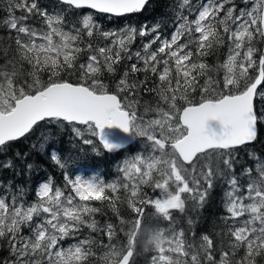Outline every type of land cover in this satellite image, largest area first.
<instances>
[{"label":"snow or ice","instance_id":"6c2138e0","mask_svg":"<svg viewBox=\"0 0 264 264\" xmlns=\"http://www.w3.org/2000/svg\"><path fill=\"white\" fill-rule=\"evenodd\" d=\"M149 2L59 0L67 9L50 11L40 0H4L0 148L46 122L86 126L100 147L79 128L73 132L98 154L101 149L119 153L138 138L145 143L141 151L123 158L118 165L122 177L112 182L96 174L73 178L65 172L62 187L49 178L38 185L31 203L24 199L23 187L12 191L9 185L8 195L0 196V241H7L9 257L0 264H92L94 247L104 250L97 264H136L141 246L154 253L150 264H264V160L245 169L246 181L231 171L234 151L257 139L258 122L264 119L255 108L257 97L264 100V48L258 47L264 43V0H242L244 7L234 0H199L195 5L180 0L182 11L170 38L162 37L159 24L105 31L91 13L68 19L69 10L123 15L142 11ZM149 32L152 39L142 51L130 52L136 36ZM100 39L106 42L103 46ZM153 45L158 47L153 50ZM224 45L228 54L223 64L203 62ZM133 59L114 89L104 83L105 72L114 75L121 63ZM140 73L143 80L135 78ZM153 77L157 83L149 88ZM141 89L159 97L155 106L145 101L143 112ZM52 135L42 130L38 140L48 142ZM16 155L30 172L27 154ZM49 156L61 169L68 166L55 150ZM221 165L231 172L227 215L222 217L228 242L218 248L203 234L199 244L189 243L185 231L177 230L173 210L183 213L189 202L202 208L215 176L223 175ZM0 168H14L13 161ZM143 186L160 195L148 196ZM92 202L107 204L118 217L119 204L126 203L134 217L120 219L123 239L116 225H101L93 218L102 209ZM149 206L154 209L151 217ZM160 220L169 227H160ZM194 223L188 220L189 226ZM25 227L27 236L22 235ZM85 227L106 235L108 243L98 244L91 236L81 239ZM67 239L74 242L65 248Z\"/></svg>","mask_w":264,"mask_h":264},{"label":"trees","instance_id":"16d2710c","mask_svg":"<svg viewBox=\"0 0 264 264\" xmlns=\"http://www.w3.org/2000/svg\"><path fill=\"white\" fill-rule=\"evenodd\" d=\"M48 6H57L59 10L61 7L67 9V6H62L59 4V0H42ZM180 0H150L147 7H145L142 11L136 13H130L122 16H113L105 13L94 12V20L97 24H99L103 29H110V24H112V28H119L121 26H132L136 29H140L141 27L147 26L148 28H153L157 24L160 25L159 31L164 36H169V34L174 30V24L176 22V17L172 23L166 24L172 16V13L176 14L181 12L182 10L177 5ZM194 5L199 2V0H192ZM234 2L240 6L241 0H234ZM71 12H75L76 10H70ZM177 11V12H176ZM17 13L20 14L19 10ZM183 13H187V10H183ZM3 17L0 12V18ZM74 18H71V20ZM166 24V28H165ZM0 31L5 34L7 32L6 29H0ZM151 32H149L148 36L141 37L139 35L136 36L133 43L130 45V52L135 53L136 51H142L141 49L133 52L132 50L138 48L142 45V41L150 36ZM99 43L103 46L104 42L100 39ZM156 45H153V50ZM258 47L264 48V43L258 44ZM228 54L227 45L221 46L211 54L203 57V62L211 65L212 67H216L218 64H223ZM80 62H84V58L81 59ZM130 61L125 60L121 63L117 72L113 74H108L105 72L103 77L104 83L109 84L114 89L115 81L120 79L122 73L125 71V66L130 67ZM149 75H151L149 73ZM220 77L223 76V71L220 72ZM47 79V76H44ZM140 80L144 79V74H137V77ZM75 79V77H73ZM112 81V83H109ZM157 83L156 78L153 77L148 82V87L152 88ZM203 83V80H201ZM136 99L134 95L132 97ZM198 99V95H197ZM159 97L156 96L155 92H144L141 89L140 92V107L139 111L143 112V104L145 101L150 102L153 106L158 102ZM161 106L166 107V105L161 104ZM255 108L259 113H264V100L259 97L255 100ZM154 116V113L150 116L145 117L146 119ZM61 126V127H60ZM73 126H77L81 129L82 133H84V138L92 139L94 143L99 146L98 140L93 137L87 127L83 125H69L67 123L54 124L51 125L46 122L42 123L39 128L36 129L31 135L26 138L20 139L16 142H12L6 148H0V164L5 163L9 160L18 161L16 154L19 153L21 155L27 154V160L33 164V168L30 172L25 171L24 164L20 161L19 165L14 164V168H0V196L8 195L9 185L12 186V191H18L20 187L24 189V199L30 201V197H35V191L38 185L44 182L46 177H50L55 184L60 186L64 185V173L67 172L70 176L74 177L78 168L86 167L90 169L97 170L101 177L105 180L117 179L122 177V173H119L118 166H116V157L122 155L123 153H129L132 150H136L139 143L138 140L127 146L124 150H121L119 153L113 152L108 153L101 149L99 154L96 151H93L92 145L83 144L82 140L77 137L74 133L69 132V128L72 129ZM42 130H47L48 132L54 133V135L50 136L48 142H44L43 140H38V137L42 134ZM43 144V147L41 146ZM35 145V147H33ZM56 148L57 153L64 159L68 160V166L65 169H61L58 167L49 156V153ZM28 148V150H27ZM258 153L261 157L264 158V119H261L258 122V136L257 139L249 144L240 146L237 148L234 153L235 164L231 171L237 176H242L245 169L249 168L247 164L251 159L264 160L260 159L256 156L254 151ZM4 152V153H1ZM221 172L223 175H220V180L223 183L224 188L228 187L227 180L231 178V172L227 169H224L221 165ZM10 173V174H9ZM9 174V176H7ZM242 180L246 181L247 176L243 175ZM217 181L219 182L218 174L214 178L213 188L210 191L209 197L202 208L195 207L192 202L188 203V206L185 212L181 213L179 210H173V216L176 220L177 230L183 229L186 234V238H192L193 233L195 237L198 234L199 224L197 223V219L202 217V223H206L211 225L209 228L208 225H202L201 230L206 231L208 235L216 242L217 247L219 248L221 243L223 242L225 245L227 244V238L223 235L226 232L225 222L223 221L221 211L225 210V197L222 198V202L220 199L210 198L212 194H214L217 190ZM204 187H207V184H204ZM11 199L10 195L8 196ZM94 206L100 207L102 209L101 212L95 214L94 219H96L100 224L104 221L110 222V208L107 204H101L100 202H92ZM123 210L126 212V208L123 207ZM198 211V213H196ZM146 213L153 214L154 209L147 207ZM121 214V212H120ZM131 219L134 217V214L130 212ZM123 218V217H122ZM121 218V219H122ZM192 219L195 223L192 226H189L188 220ZM163 226H169L167 222L160 220ZM114 223V222H113ZM29 231V229L27 228ZM91 231V230H90ZM93 232H90L92 234ZM100 237H97L98 244L102 242L103 244L106 242L105 235L101 232H97ZM83 237H87L83 235ZM118 238L121 239V236L118 235ZM101 248L94 247V251ZM8 248L4 245L2 241H0V261H3L7 258ZM9 255V254H8ZM217 259H219V252H217ZM93 262V261H92ZM95 264V263H93Z\"/></svg>","mask_w":264,"mask_h":264},{"label":"rangeland","instance_id":"374dc122","mask_svg":"<svg viewBox=\"0 0 264 264\" xmlns=\"http://www.w3.org/2000/svg\"><path fill=\"white\" fill-rule=\"evenodd\" d=\"M242 1V0H241ZM40 3L43 5V6H46L50 11H52V10H58L57 9V6H48V5H46L42 0H40ZM195 2H193V4H194ZM178 6H179V3L177 4ZM245 5L243 4V2L241 3V5L239 6V7H244ZM248 7L250 8V7H252V4L251 3H249L248 4ZM3 8H4V0H0V12H1V14H2V16L3 17H1L0 18V21H2L3 19H5L6 18V16H7V13L3 10ZM88 13H91L92 14V16H93V18H94V14H93V11L92 10H90V9H86V8H84V9H82V10H76L75 12H71L70 10L68 11V19L69 20H71V18H78L79 16H82L83 14H88ZM17 15H19L18 13H17ZM183 15H189V14H187V13H183ZM175 17H177V15L176 14H174V13H172V16H171V18L169 19V21L166 23V24H168V23H172L173 21H174V19H175ZM191 19H194L195 17L194 16H191L190 17ZM166 24H165V28H166ZM113 26H112V24H110V29H103V30H105V31H107V30H111V31H119V30H121V29H123V28H126L127 26H121V27H119V28H112ZM3 30V29H2ZM174 31V30H173ZM172 31V32H173ZM171 32V33H172ZM171 33L169 34V36H164L163 34H161L162 35V37H169L170 38V36H171ZM14 35V34H13ZM6 37H7V32H5V34H3L1 31H0V41H5V39H6ZM152 39V33L150 34V36L148 37V38H146V39H144L143 41H142V45L141 46H139L138 48H135V49H133L132 51L133 52H135L136 50H139V49H141L142 50V48H143V44L144 43H147L149 40H151ZM156 47H158V45H156ZM130 62H135V59H133V61H130ZM220 74V73H219ZM46 75V74H45ZM47 76V75H46ZM119 80V79H118ZM109 83H112V81H109ZM84 126V125H83ZM61 127V126H60ZM73 127H77V126H73ZM73 127H72V129L71 128H69V132L70 133H74L73 132ZM84 127H86V126H84ZM77 128H79V127H77ZM80 129V128H79ZM80 131H81V129H80ZM82 132V131H81ZM83 134V136H84V133H82ZM138 140V143H139V145H138V147H137V149L136 150H132V151H130L129 153H123L122 155H119V156H117L116 157V159H115V163H116V166H118L121 162H122V160H123V158H125L126 156H128L129 154H135L136 152H138V151H141L142 149H143V145H144V143H145V141L144 140H142V139H136V141ZM54 147V146H53ZM27 150H28V148H27ZM54 150L56 151V148L54 147ZM254 151V150H253ZM57 152V151H56ZM1 153H4V152H1ZM254 153L256 154V156L258 157V158H260V159H264L263 157H261L258 153H256L255 151H254ZM21 156H23V155H21ZM15 157H17V156H15ZM21 160L20 159H18V161H16V160H14V164L17 166V165H19V162H20ZM261 161L260 160H257V161H255V159H251L250 161H249V163L247 164V166L248 167H255V165L257 164V163H260ZM10 174V173H9ZM9 174L7 175V176H9ZM92 174H96V175H99L100 177H101V175H100V173L97 171V170H95V169H90V168H86V167H80V168H78L77 169V171H76V173H75V176L76 175H82V176H85V177H88V176H90V175H92ZM75 176L73 177V178H75ZM50 177H46L44 180L46 181V180H48ZM102 178V177H101ZM218 178H219V182L217 181V190H216V192L214 193V194H212L211 196H210V198H213V199H220L221 200V202H222V198H224L225 197V193L226 192H228L229 190H230V187L228 186V187H226V188H224V186H223V183L221 182V180H220V174H218ZM115 179H111V180H108V181H106V182H112V181H114ZM57 186H60V185H58V184H56ZM62 187V186H61ZM37 189V188H36ZM143 191L145 192V193H147L148 194V196H150V197H155V196H159L160 195V192L158 191V190H154L153 188H151V187H148V186H143ZM122 195H123V193H121ZM35 201V199L33 198V197H30V201H28L29 203H31V202H34ZM225 202H226V197H225ZM94 205V204H93ZM123 207H125L126 208V212L123 210ZM224 207H225V205H224ZM119 208H120V212H121V214H120V216L118 217V216H116L113 212H112V210L110 209V218L112 217L113 219H110V222L111 223H113L114 225H116L117 226V229H118V235H120L121 236V239H123V233L122 232H119V227H120V219L122 218V219H125V220H130L131 219V217H130V209H128L127 208V205H126V203H122V204H119ZM150 208H152V207H150ZM196 213H198V211H196ZM148 215H149V217H151L152 216V214H150V213H147ZM221 214L223 215V216H226L227 215V212H226V209L224 210V211H221ZM94 217H95V215H94ZM93 217V218H94ZM244 219H247V217H244ZM106 222H108V221H104V222H102V224L101 225H103V224H105ZM158 223H159V226L160 227H162V228H164V229H167L168 227L167 226H163V224L161 223V221H158ZM197 223L199 224V230H198V234H197V236L196 237H192V238H189L188 239V242L189 243H192V242H194V240H195V243H197V244H199V240H200V237H201V235H203V234H206V233H208V232H206V231H202L201 230V226L204 224V225H208V224H206V223H202V217H200V218H198L197 219ZM177 226V225H176ZM209 226V228H211V225H208ZM212 229V228H211ZM226 231H227V229H226ZM90 230L89 229H87L86 227L85 228H83L82 229V231H81V234H80V238L82 239V238H84L83 237V235H85V236H91L93 239H95L96 241H97V243H98V240H97V237H100L98 234H97V232H93L92 234H90ZM170 234V233H169ZM22 235H24V236H27V235H29V231L27 230V228L25 227L24 229H23V231H22ZM105 240H106V242L104 243V244H107L108 243V238H107V236L105 235ZM3 243H4V245L5 246H7V248H8V245H7V241H2ZM74 242V240L73 239H67V240H65L64 242H63V246L66 248V247H68L70 244H72ZM142 242H143V239H142ZM103 249H101V251H100V249H98L97 250V252H96V256H94L93 258H92V264L93 263H95V264H97V261H98V258L100 257V256H102L103 255ZM8 254H9V249H8ZM7 254V258L9 257V255ZM154 253L153 252H145L144 250H143V246H141V248L139 249V252H138V255H137V257H136V264H150V260H151V255H153ZM243 253L241 252L240 253V255H242Z\"/></svg>","mask_w":264,"mask_h":264},{"label":"water","instance_id":"95a60500","mask_svg":"<svg viewBox=\"0 0 264 264\" xmlns=\"http://www.w3.org/2000/svg\"><path fill=\"white\" fill-rule=\"evenodd\" d=\"M94 11H96V12H99V11H97V10H94ZM101 13V12H100ZM106 14H110V13H106ZM111 15H114V16H122V15H115V14H111ZM124 15V14H123Z\"/></svg>","mask_w":264,"mask_h":264},{"label":"bare ground","instance_id":"6f19581e","mask_svg":"<svg viewBox=\"0 0 264 264\" xmlns=\"http://www.w3.org/2000/svg\"><path fill=\"white\" fill-rule=\"evenodd\" d=\"M177 12V11H176ZM179 12V11H178Z\"/></svg>","mask_w":264,"mask_h":264}]
</instances>
